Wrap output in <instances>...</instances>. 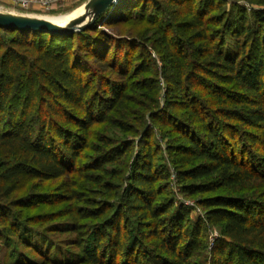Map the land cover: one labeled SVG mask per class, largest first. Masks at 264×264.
Instances as JSON below:
<instances>
[{
  "label": "trees",
  "instance_id": "1",
  "mask_svg": "<svg viewBox=\"0 0 264 264\" xmlns=\"http://www.w3.org/2000/svg\"><path fill=\"white\" fill-rule=\"evenodd\" d=\"M164 2L175 12L174 19L182 18L175 26L188 33L170 36L172 21L159 25L148 20L155 24L160 52L170 63L156 68L147 41L139 39L143 32L130 38L131 29L122 35L119 28L142 18L133 15L136 8L149 3L161 8ZM225 2L119 0L109 15L73 34L0 27V32L15 33L0 67V238L16 239L40 256L21 254L24 258L12 264H264V192H219L256 180L264 186V93H258L264 88V59L252 63L264 8L251 9V24L247 15L233 19L234 9H222ZM249 2L264 6V0ZM186 4L191 13L179 16ZM100 23L116 33L99 28ZM32 38L39 45H32ZM132 42L139 52L125 49L122 55L120 46ZM113 45L117 52L108 59ZM84 63L94 69L99 83L86 75ZM161 77L167 103L157 110ZM228 79L230 87L224 85ZM27 81L39 88L36 103L29 102L32 89L26 98L18 97ZM171 109L180 110L182 117ZM157 116L162 130L175 136L168 150L187 157L175 167L182 192L199 194L197 202L205 208L191 224L190 207L164 197L160 185L170 172L155 163L151 120ZM100 125L138 138L133 160L127 154L136 141L115 142L97 130ZM116 161L118 167H108ZM22 177L35 179L38 186L72 181L64 199L79 204L65 213L74 219L46 229L72 234L64 243L67 250L63 243L55 244L57 254L51 255V239L31 237L15 217L14 202H37L34 195L10 201ZM54 218L42 213L31 220ZM208 225L220 233L202 260Z\"/></svg>",
  "mask_w": 264,
  "mask_h": 264
},
{
  "label": "rangeland",
  "instance_id": "2",
  "mask_svg": "<svg viewBox=\"0 0 264 264\" xmlns=\"http://www.w3.org/2000/svg\"><path fill=\"white\" fill-rule=\"evenodd\" d=\"M88 0H76L75 2L70 3H64L59 4L54 7H42L37 4H29L27 6H22L18 4H14L10 2L9 0H0V11L3 12H12L15 14L20 15H26V16H32V17H45V18H51V17H57L62 15H68L71 14L70 17H75L78 14L82 13L84 11V4ZM142 2H146L147 0H140ZM161 3L166 0H159ZM227 1L224 3L222 9L226 11L233 10V19L238 18L240 15H247V17H250L251 24L253 22L252 20V14L251 9L252 8H264L263 5L258 3H250V0H223ZM253 1V0H251ZM234 4L239 6H244L245 10H240L237 6L234 8ZM146 7L143 9L136 8L133 12V15H141L142 18L137 20H130L128 23L122 25L119 29H122V35H127L129 33V30L131 29V32H133V35L131 34L130 38H136L138 37V32H143L144 36L139 37L140 40H146L147 45L152 53V59H153V65L154 67L162 68L163 65H169V60H165L163 53H161V47L160 42L157 40V38L160 35H155L153 32L155 30V24L148 23V20L154 21V23H157L159 25H163L166 23V21H172L174 24L172 28L169 30L170 36H173L175 32L181 34V35H187V31L184 28H178L175 26L177 23L176 21H180V17H177L174 19V13L171 11V6L164 2L161 8L154 7L152 4H145ZM189 4H186L181 8L183 10V14H179L182 17L186 13H191L192 9L188 7ZM214 13H220L216 11ZM69 17V18H70ZM72 17V18H73ZM68 18V19H69ZM68 19H65L63 21H67ZM174 21V22H173ZM263 28L261 29L260 33V42L257 46V53L255 54L254 59L252 60V63H256L258 59H264V21ZM99 28L107 31V32H115L116 29L112 28L110 25L104 23H100ZM148 29V30H147ZM159 32H160V28ZM15 35L14 32H0V67H1V56L4 53V51L7 48H10L12 45L11 38ZM140 36V35H139ZM46 39V38H45ZM73 43L77 44L78 38L75 36L73 38ZM32 45H39V43L32 38L31 41ZM137 42H132L124 44L120 46L119 52L123 55L125 49H129L131 52L138 53L140 50V47L136 44ZM69 43H67L66 46H68ZM26 46H16V48H19L20 50H23V48ZM75 51H78L80 53H83L81 49L76 48ZM117 52V50L113 47L110 49L108 54V59H111V57L114 56V54ZM84 55V53L82 54ZM193 55V53H192ZM194 56V55H193ZM86 58L91 62V58L86 55ZM137 62V60H135ZM88 63H84L85 67V73L86 75H91V79L94 84L99 83V79L93 75L94 69H90L87 65ZM99 66H96L98 68ZM105 73V72H104ZM264 74V73H263ZM264 78V76H263ZM161 81V87L162 91L159 93L158 97V108L157 110H161L165 107L167 103L166 94L164 93V79L163 77L160 78ZM227 87H230L232 85L231 79H228L227 82H225ZM32 89V97L29 96V102L32 101V99L35 101H38L40 92L39 88H37V85L33 86L31 88V83L27 81L26 85L23 86L22 90L19 93V98H26L28 95L29 90ZM198 93H200L201 88L198 85L195 89ZM258 93L263 94L264 88L258 91ZM18 101V100H17ZM15 103H18V102ZM135 109H138V107H135ZM35 111V110H34ZM136 113H141V110H136ZM160 111H156L155 113H159ZM171 112L175 114V116L182 117L183 113L180 112L178 109H171ZM137 114V115H138ZM149 120V119H148ZM160 116H157L152 121L153 131L154 135L151 137V144L155 147V163L160 168V171L162 169H167L170 172V176L168 178H165L160 181V185L164 186V197H173L178 202L181 201L188 205L190 209L192 210L188 216V224H191L192 221H195L199 216H203L205 213V208L200 206L197 202V199L201 196L195 195H187L184 192H182L180 188V184L177 181V178L175 177V167H181L180 164L185 162L187 160V157L185 155L181 154V152H171L168 150L169 146L174 143L173 137L174 134L171 132H166L162 130L160 127ZM189 121V120H188ZM191 123V121H189ZM193 127H195V122H192ZM97 130L103 131L105 134L113 137L115 142H121L124 140L129 141H136L132 147L129 149L127 156L130 157L131 160H133V157L138 152L139 144H137L138 138L135 137V135H132L130 133L124 134L118 130L109 129L107 127H104V125H100L97 127ZM200 137L203 136L202 132H199ZM11 156H8V160L12 159ZM0 161H2L0 159ZM200 160H193V163H197ZM78 165V164H77ZM120 165L119 161H116L112 164H108V167H118ZM189 165V164H187ZM39 184L37 181L33 178L29 177H22L20 181H18V187L17 189L11 194L10 201H17L20 199H24L26 197H34L37 199V202L31 205L26 206H20L16 205L14 202V205H12V211L15 215V217L21 221L23 225H25L30 231L28 232L31 237H35L36 234H45L46 237L50 238L49 241V250L51 249V255L57 254V249L55 247V244L63 243V248L68 249L67 245L64 244L66 240L70 238L72 234L70 233H54L49 232L46 229L52 224L55 223H61V222H68L74 219L73 214L65 215L68 211L75 209L78 205L72 201L71 199H64V196L69 191L70 185H72V181L68 180L65 182L63 179L54 180V181H48L45 182L43 186H38ZM219 192H229L232 194H238V195H248L250 196L253 192L256 193V196H259V194L264 192V186L260 184L259 181L254 182H248L242 185H238L235 188H222ZM61 193V194H60ZM2 201V200H0ZM52 214L56 218L53 220H50L48 222H42L41 220L38 222H32L31 219L33 217L35 218L36 215L39 214ZM61 215V216H58ZM219 228L215 226H207L206 231V238H205V244L206 248L204 251V255L202 256L206 260L208 258L209 254V248L212 246L215 238L219 235ZM53 246V247H52ZM73 250L76 251L74 248ZM25 254V257H29L31 259H40V256L35 254L31 248L23 246L21 243H19L16 239H12V241L6 239V238H0V261L2 263L12 264L14 261H16L18 258H24L23 255Z\"/></svg>",
  "mask_w": 264,
  "mask_h": 264
},
{
  "label": "water",
  "instance_id": "3",
  "mask_svg": "<svg viewBox=\"0 0 264 264\" xmlns=\"http://www.w3.org/2000/svg\"><path fill=\"white\" fill-rule=\"evenodd\" d=\"M119 0H88L84 11L65 23L50 18L32 17L0 11V27L52 34H73L89 28L98 19L109 15Z\"/></svg>",
  "mask_w": 264,
  "mask_h": 264
},
{
  "label": "built area",
  "instance_id": "4",
  "mask_svg": "<svg viewBox=\"0 0 264 264\" xmlns=\"http://www.w3.org/2000/svg\"><path fill=\"white\" fill-rule=\"evenodd\" d=\"M10 2L22 6H27L29 4H37L42 7H54L59 4H66L70 2H75L76 0H9Z\"/></svg>",
  "mask_w": 264,
  "mask_h": 264
},
{
  "label": "bare ground",
  "instance_id": "5",
  "mask_svg": "<svg viewBox=\"0 0 264 264\" xmlns=\"http://www.w3.org/2000/svg\"><path fill=\"white\" fill-rule=\"evenodd\" d=\"M70 16H71V14H68V15H62V16H57V17H51L50 19L55 20V21L60 22V23H65V22L69 21L73 17V16L72 17H70ZM65 19H68V20L67 21H63Z\"/></svg>",
  "mask_w": 264,
  "mask_h": 264
}]
</instances>
